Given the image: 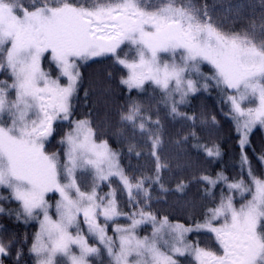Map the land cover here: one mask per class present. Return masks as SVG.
<instances>
[{"label": "snow or ice", "instance_id": "6c2138e0", "mask_svg": "<svg viewBox=\"0 0 264 264\" xmlns=\"http://www.w3.org/2000/svg\"><path fill=\"white\" fill-rule=\"evenodd\" d=\"M122 45L133 49L134 55L119 51ZM45 54L58 70L55 78L41 66ZM108 55L127 69L121 84L129 91H144L149 82L155 85L173 117L194 121L179 111V105L209 82L221 90L236 126L241 170L247 171L250 183L243 178L230 181L223 173L215 178L200 176L209 195L218 184L227 189V195L222 190L219 203L207 209L203 222L186 226L171 224L167 217L158 220L148 205L151 196L145 180L133 181L125 174L118 153L107 141L96 142L87 117L73 119L79 62ZM202 64L210 66L211 75L201 71ZM0 72L12 79L10 84L0 80V188L9 192L0 200L19 204L17 220H39L40 230L29 249L36 264H57L58 256L63 258L60 264H90L89 257L99 258L101 249L90 244L89 238L103 246L109 264H182L184 257L195 264H264V178L254 174L245 151L251 147L250 135L257 125L264 128V22L259 31L254 23L241 31L226 30L213 21L206 7L196 9L190 0L187 4L179 0H30L28 6L22 0H0ZM193 73L199 80L191 78ZM60 77H66L67 83L61 84ZM10 91H14L12 100ZM148 119L138 103L121 114V121L134 131L148 134L159 183L161 169L168 164L161 162L156 151L161 145L160 122L156 120V127L149 129ZM57 122H68L71 129L60 141L65 146L64 164L58 154L45 151ZM193 147L208 157L221 154L216 145ZM258 159L264 164V155ZM78 169L92 170L90 191L78 185ZM112 177L126 192L128 212L119 209L115 189L98 193L99 184ZM160 187L166 191L162 183ZM186 188L181 181L175 190L183 193ZM48 193L59 194L55 220L49 214ZM245 193L250 199L237 207L234 195L243 198ZM0 214L13 213L0 207ZM215 221H220L219 226ZM145 224L152 226L151 235L141 237L137 229ZM202 231L214 235L221 252L188 239L189 233ZM11 247L12 240L0 239V257L8 256ZM15 255L19 260V249Z\"/></svg>", "mask_w": 264, "mask_h": 264}, {"label": "trees", "instance_id": "16d2710c", "mask_svg": "<svg viewBox=\"0 0 264 264\" xmlns=\"http://www.w3.org/2000/svg\"><path fill=\"white\" fill-rule=\"evenodd\" d=\"M187 4L189 0H179ZM196 9L207 8L209 15L218 25L234 31L247 29L254 23L257 30L264 22V0H190ZM28 6L30 0H22ZM233 11L229 12L228 10ZM239 10V18L236 10ZM126 47L121 52L127 51ZM164 56V55H162ZM49 66V65H47ZM51 67V66H50ZM80 82L75 98L73 119L88 118L91 121L97 141H107L108 145L118 153L122 168L130 179H144L151 200L148 202L157 219L167 217L169 222L194 226L202 222L208 208L215 206L220 200L221 191L226 194V188L218 184L211 194H207L208 185L199 179L202 175L213 178L223 173L228 179L243 178L249 183L247 171L241 170L240 148L236 126L229 112V105L221 90L209 82L205 89L199 90L186 98L179 105V111L195 120H187L184 116L173 117L168 106L162 102L163 93L155 85L145 84L144 91L129 89L121 84V79L127 77V69L117 64L112 56L88 60L79 63ZM201 71L211 75L210 66L201 65ZM191 78L199 80L195 73ZM10 76L0 72V80H9ZM87 93V95H85ZM132 103L141 106V114L147 120L146 128L154 129L155 121L160 122L161 145L156 150L161 162L168 164L162 168L159 183L155 182L156 157L152 155V145L148 134L121 121V114L126 113ZM212 117H215L213 122ZM68 122H57L50 140L45 145L48 154H58L64 161L65 146L61 144L65 133L70 131ZM192 133H195V140ZM185 137L187 138L185 140ZM179 142V143H178ZM251 147L246 148L248 160L255 175L262 178L264 167L258 156L264 155V130L256 128L250 135ZM202 144L208 147L218 146L220 156L208 157L203 150L193 147ZM130 146L133 147L129 151ZM254 150V151H253ZM139 153V155H137ZM181 167H177V165ZM183 181L187 188L183 193L176 192L177 183ZM164 185L162 190L160 184ZM107 188L103 185L102 189ZM118 189L120 191L121 186ZM122 191V190H121ZM0 196L9 197V192L0 188ZM118 206L125 212L130 210L127 195L122 191L117 196ZM0 207L11 211L12 215L0 214V239L5 243L12 240L8 256L1 257L3 264H36V258L29 249L39 230L37 222L17 220L15 210L19 204L15 201L0 200ZM145 227L143 230H150ZM20 250L19 260L16 251ZM185 260V259H184ZM189 260V259H187ZM194 264L192 261H186ZM185 263V262H184ZM186 263V264H187ZM92 264H107V255L100 253L94 257Z\"/></svg>", "mask_w": 264, "mask_h": 264}, {"label": "rangeland", "instance_id": "374dc122", "mask_svg": "<svg viewBox=\"0 0 264 264\" xmlns=\"http://www.w3.org/2000/svg\"><path fill=\"white\" fill-rule=\"evenodd\" d=\"M122 47H126V49H128L126 52H125V55L131 57L134 55V50L133 49H129V47L127 45H122ZM121 50V49H120ZM119 50V51H120ZM161 55H166V54H161ZM109 56V55H108ZM102 57H107V56H102ZM102 57H97V58H93V59H98V58H102ZM49 54H45V59L42 60V68L49 73V75H51L53 78H55L57 75H58V70L56 69V67L52 64L49 63ZM93 59H90V60H93ZM80 63V62H79ZM49 65V66H47ZM207 65V64H206ZM51 66V67H50ZM209 66V65H208ZM80 72V70H79ZM7 81L9 84L12 82V79L10 77L9 80H5ZM60 82L61 84H66L67 83V78L66 77H60ZM231 91V90H229ZM190 95H193V94H190ZM189 95V96H190ZM15 96H14V91H10L9 92V99L12 100L14 99ZM177 99H178V96H177ZM251 106H255V105H251ZM55 126V124H54ZM260 127L259 125H257L256 128ZM256 128L253 130L255 131ZM261 128V127H260ZM264 130V128H262ZM51 138V137H50ZM49 138V140H50ZM94 139L96 140V138L94 137ZM97 143H100V141H97ZM110 147V146H109ZM111 148V147H110ZM112 149V148H111ZM113 150V149H112ZM114 151V150H113ZM116 152V151H115ZM119 156V155H118ZM60 161V160H59ZM61 164H64L66 163V159L64 161H60ZM119 164H120V167L122 168V165H121V162H120V157H119ZM263 167H264V164H263ZM123 169V168H122ZM76 175V179H77V183L78 185L81 187V190L83 191H90L91 190V187L93 185V180H94V175L92 173V170L91 169H78L75 173ZM264 178V176L262 177ZM249 179V177H248ZM118 183H119V187L121 186V189L119 191L118 189ZM248 183V182H247ZM249 183H250V180H249ZM103 185H107L109 186L108 188H105V189H102V186ZM112 189H115V191L119 192V193H122V191L126 194V192L122 189V185L120 184L118 178L116 177H112L109 181H105V182H102L99 184V187H98V193L100 195H105L107 194L110 190ZM122 190V191H121ZM226 190V194L227 195V189ZM54 197V199L52 198ZM46 199H48V202L49 204L52 205V208H50L49 210V214L52 216V218L55 220V219H58V217L56 216L55 214V204H56V201L59 200V194L58 193H48L47 196H46ZM247 199H250V194L248 193H245L244 197L241 198L239 195H234V204H236L237 207H239V205L241 203H243L244 201H246ZM219 203V202H218ZM217 203V204H218ZM119 209L122 211V212H125L124 210H122L120 208V206H118ZM42 215L40 216V219H42ZM82 219V217H81ZM121 220V223L124 222V218L121 217L120 218ZM30 221L31 223L32 222H37L38 223V227H39V230H40V224H39V220L37 219H31V220H28ZM203 222V221H202ZM171 223V222H169ZM217 226H219L220 224V221H215L214 222ZM171 224H175V223H171ZM85 229H86V226H84ZM145 227H149L151 228L150 230H143V228ZM39 230L37 231V233L39 232ZM151 231H152V226L150 224H145V225H141L138 229H137V234L141 237L143 236H150L151 235ZM85 234L87 235V233L85 232ZM109 235H112L113 232H112V227L110 226L109 227V232H108ZM188 239L190 241H192L194 244L195 243H199V246L200 247H204V248H207V249H211L213 251H218V252H221L222 250L219 249V245L218 243L215 241L214 239V235L211 234V233H207V232H192V233H189L188 234ZM89 243L90 244H95V246L99 247L101 249V252L100 253H103L105 252L104 248L102 245H99L98 242H95L93 241L91 238H89ZM73 251L77 252L78 254V249L73 246ZM94 257H89V260H90V264H92V259ZM1 259V257H0ZM63 258L62 257H57V264H60V261L62 260ZM181 261H182V264H186L187 262L186 261H192L194 262V260L192 258H189V257H184V258H180ZM185 259V260H184ZM189 259V260H187ZM109 260L110 258L107 256V264H109ZM185 262V263H184ZM188 264V263H187ZM195 264V262H194Z\"/></svg>", "mask_w": 264, "mask_h": 264}]
</instances>
